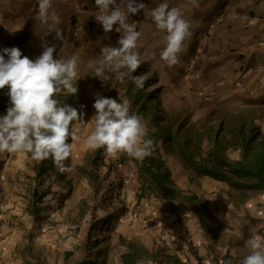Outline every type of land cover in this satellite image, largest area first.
Wrapping results in <instances>:
<instances>
[{
    "label": "rangeland",
    "instance_id": "1",
    "mask_svg": "<svg viewBox=\"0 0 264 264\" xmlns=\"http://www.w3.org/2000/svg\"><path fill=\"white\" fill-rule=\"evenodd\" d=\"M180 9L184 15L192 12L193 19H199L190 23L191 35L183 42L179 63L169 66L160 58L166 33L158 32L153 22L137 24V30L142 33L137 42L141 65L120 82L107 69L96 77L95 62L102 58L101 48L118 47L120 34H103L102 25L92 20L89 9H81L83 14L62 11L50 16L47 22H39L35 19L38 8H21L17 0H0V53L5 48L16 47L23 56L35 60L47 44L56 47L54 58L68 59L75 55L78 75L74 83L81 84L85 91L87 113L86 119L72 126L77 128V140L70 157L63 162L70 171L62 172L56 166L39 183L36 168L41 160H34L31 153L25 152L0 154V264H125L123 256L130 251L129 243L142 244L145 239L153 238L145 236L149 227L162 225L163 219L171 215L172 225L184 228L186 214L198 213L194 205L157 199L139 204L136 161L143 159L126 153L106 157L104 149L91 150L85 143L93 130L88 122L96 111L93 107L96 97L129 101L126 89L131 76H146L144 88L159 96V111L171 119L189 117L192 122H207V128H213L222 120L231 122L241 117L254 122L264 132V96L249 101L240 93L231 95L223 103L198 96L200 93L185 72L203 54L198 51L204 49L206 41L221 39L217 34H208L209 29L207 34L203 32L200 15L209 14L207 10L199 8L196 13L194 8ZM61 14L64 19L68 16L69 25L61 22ZM219 50L221 47L209 48L211 54ZM201 77L214 80L206 73ZM142 118L147 132L150 131V119ZM158 148L165 156L176 186L207 203L223 225L206 252L202 256L197 252L193 258L213 256L211 264H240V259L247 254L244 243L251 230L264 235L261 194L245 195L240 200L225 183L207 178L192 182L182 163L167 155L161 145ZM98 150H101L99 154ZM47 191L50 194L42 203H33L35 192L41 195ZM172 237L184 242L191 239ZM153 241L158 244L162 239ZM234 250H237L235 257Z\"/></svg>",
    "mask_w": 264,
    "mask_h": 264
},
{
    "label": "clouds",
    "instance_id": "2",
    "mask_svg": "<svg viewBox=\"0 0 264 264\" xmlns=\"http://www.w3.org/2000/svg\"><path fill=\"white\" fill-rule=\"evenodd\" d=\"M38 11L35 19L47 22L55 16L52 0H36ZM98 12L96 21L106 33H119L118 47L101 48V59L95 63L96 77L103 75L105 69L115 73V78L123 82L125 76L135 73L141 65V54L137 42L142 33L137 23H129L130 15L148 9L137 0H95ZM151 19L158 32L164 35V47L160 58L169 66L179 63V53L183 42L191 35L190 23L183 18L179 7H169L167 0L151 9ZM59 36V33H57ZM44 50L35 60L23 56L19 48H5L0 53V90L8 88L10 107L6 115L0 116V154L31 153L34 160L52 158L60 171H70L65 167L77 140V128L70 126L73 121L83 118L78 110L55 97L62 93L75 95L74 86L78 75V58H54L56 47L45 44ZM7 57V59H5ZM126 69V71H121ZM138 88H143L146 76H131ZM97 96L93 105L95 114L88 122L93 130L86 138L91 150L104 149L106 157L126 153L130 157L143 159L151 155L153 140L147 139V127L143 118L130 112L127 99ZM69 138L73 143H69ZM260 199L264 200V195ZM190 214V213H187ZM186 214V215H187ZM247 254L240 264H264V235L256 229L245 240ZM237 250L233 251V256ZM137 264H145L138 261Z\"/></svg>",
    "mask_w": 264,
    "mask_h": 264
},
{
    "label": "trees",
    "instance_id": "3",
    "mask_svg": "<svg viewBox=\"0 0 264 264\" xmlns=\"http://www.w3.org/2000/svg\"><path fill=\"white\" fill-rule=\"evenodd\" d=\"M74 86L78 87L75 95L65 92L55 98L62 104L67 103L76 108L82 118L86 119L85 91L81 84L74 83ZM127 86L130 112L150 119L151 129L146 138L154 142L151 155L140 162L136 161L138 202L157 199L194 205L203 230L216 237L223 230V225L218 222L207 203L198 199L195 194L184 193L176 186L172 171L158 146L161 145L167 155L182 163L192 182L207 178L225 183L242 200L245 195H264L263 130L254 122H247L241 117L234 118L231 122L222 120L213 128H207V122H192L189 117L171 119L159 111V96L155 92L149 93L144 87L136 90L132 80ZM7 93V87L0 90V116L6 115L11 106ZM75 122L73 121L70 129ZM71 142L69 138V143ZM100 152L98 150L97 154ZM92 162L95 163V160ZM55 169L56 164L52 158L41 160L36 168L37 181L40 183ZM49 194L50 191L41 195L35 192L33 203H42ZM129 248V253L123 256L126 264H136L142 257L150 254L147 249L134 242L129 243Z\"/></svg>",
    "mask_w": 264,
    "mask_h": 264
},
{
    "label": "crops",
    "instance_id": "4",
    "mask_svg": "<svg viewBox=\"0 0 264 264\" xmlns=\"http://www.w3.org/2000/svg\"><path fill=\"white\" fill-rule=\"evenodd\" d=\"M17 1L21 8H38L36 0ZM117 2L119 3V0ZM162 2L164 0H137V3L146 4L148 9L145 13L141 11L130 15L129 23L136 22L141 25L153 22L151 9ZM167 2L170 8H194L196 13L199 8L207 10L209 14L200 15V18H203L201 22L204 24L203 32L215 34L214 36L217 34L221 39V41H206L204 49L202 47L198 51V54L202 51L203 54L197 56L194 66H189L185 72L186 77L191 78L193 86L200 93L198 94L200 98H209L211 101L217 99L223 103L231 95L240 93L249 101L264 96V0H167ZM52 3V10H55V13L62 11L68 13L71 10L83 14L81 9H89L88 14L98 23L95 19L98 12L95 0H52ZM183 16L189 17L187 20L189 23L197 22L199 19V17L193 19L192 12ZM60 19L62 23L69 25L68 16L64 19L61 14ZM116 27L118 25L114 26L113 33L110 34L117 35ZM210 47H221V50L211 54ZM203 73L208 77L211 75L213 82L201 77ZM189 213L186 215L188 220L184 228L183 225L177 227L178 224L173 226L174 217L170 215L163 219L162 225L147 229L145 236L153 238L145 239L142 244L134 242L149 251V256L141 259L145 264H198L201 261L211 264L213 256L206 259L199 257L197 260L192 256L197 252L202 256L212 244L213 236L203 230L198 213L193 211ZM181 227L183 229H180ZM172 235L181 238L191 237V239L186 242L179 241ZM153 239L157 241L162 239V242L158 241V244H155Z\"/></svg>",
    "mask_w": 264,
    "mask_h": 264
}]
</instances>
